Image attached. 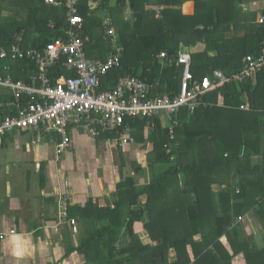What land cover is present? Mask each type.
<instances>
[{
	"label": "trees",
	"instance_id": "16d2710c",
	"mask_svg": "<svg viewBox=\"0 0 264 264\" xmlns=\"http://www.w3.org/2000/svg\"><path fill=\"white\" fill-rule=\"evenodd\" d=\"M57 1L59 5L45 0H0V75L33 82L39 69L28 51L46 48L53 37L69 28L66 0ZM92 1L95 8L89 7ZM186 1L77 0L84 20L73 28L75 35L86 39L88 57L105 60L111 56V46L104 38L105 33L110 38L101 15L105 12L110 13L123 47L121 65L103 76L101 90L112 89L119 78L131 75L148 83L160 82L155 94H176L183 68L170 62L175 63L182 46L199 42L206 49L192 55L197 79L213 76L216 70L234 77L245 67L248 55L258 57L264 52V23L244 10L253 0H193L196 10L192 15L183 12ZM2 51L6 55L1 56ZM162 52L167 53L164 59L160 58ZM66 61L62 57L49 68L51 84L76 75ZM7 91L0 87V101L14 99ZM205 99L208 105L191 115L182 108L172 117L179 121L175 138L161 116L148 115L126 116L121 128L96 136H109L111 142L118 139L120 144L124 137L127 143H149L150 148L130 162L120 156L121 180L112 195L113 204L100 206L89 199L71 210L70 217L80 214L91 220L92 232L78 246L89 262L232 264L243 253L247 264H264V246L245 232L244 224L236 223L237 216L250 214L264 229V164L252 163V157L264 150V67L256 79L225 82ZM245 102L249 110L241 109ZM2 117L0 113V120ZM89 122L98 125V121ZM40 133L31 131L32 139L55 137L54 133ZM59 141L57 136L56 144ZM71 148L57 153L55 145L56 156L60 158ZM157 165L165 167L156 171ZM146 168H150L151 178L142 184ZM215 184L220 189L217 193ZM144 194L148 198L143 204ZM209 223L217 234L212 249L195 240L201 225ZM144 229L156 245L141 240L139 233ZM223 235L228 247L220 239ZM171 248L177 252L174 263L169 261Z\"/></svg>",
	"mask_w": 264,
	"mask_h": 264
},
{
	"label": "crops",
	"instance_id": "0c3cea01",
	"mask_svg": "<svg viewBox=\"0 0 264 264\" xmlns=\"http://www.w3.org/2000/svg\"><path fill=\"white\" fill-rule=\"evenodd\" d=\"M95 6L96 3L89 2L90 8ZM182 9L187 15L194 14L195 1H186ZM244 10L256 14L257 21V17L264 13V0H253L244 5ZM104 38L111 46V54L113 43L106 33ZM191 48L194 53L203 52L206 44L199 42ZM7 93L11 92L8 90ZM162 118L165 124H169L167 116ZM71 133L72 148L60 158L55 153L57 135L32 139L30 130L21 129L0 138V231L5 233L0 237V264H94L78 250L85 234L92 232L91 220L87 215H72L78 222L77 230L67 220L60 222L58 194H68L69 214L71 210L75 211V207L84 206L89 199L100 206L113 204L112 195L117 189V180H121L120 156L123 154L127 161H133L138 155L144 156L150 145L120 144L118 139L111 142L109 136L95 138L80 130ZM252 163L264 164V150L252 157ZM148 172L149 175L146 172L142 177L150 180L151 172ZM140 181L146 183L144 178ZM217 187L215 184V193L220 190ZM147 198L148 195H142L141 202L144 204ZM239 223L244 224L245 232L254 236L257 243H264V229L254 223L250 214ZM211 225L206 224L205 233L199 231L195 240L212 249L217 234ZM12 229L16 230L15 234L10 233ZM139 236L145 244H157L146 229ZM220 239L223 243L227 241L225 235ZM224 245L228 247L227 242ZM177 258L175 248H171L170 263ZM232 264H247L245 255L239 253Z\"/></svg>",
	"mask_w": 264,
	"mask_h": 264
},
{
	"label": "built area",
	"instance_id": "2783aa9c",
	"mask_svg": "<svg viewBox=\"0 0 264 264\" xmlns=\"http://www.w3.org/2000/svg\"><path fill=\"white\" fill-rule=\"evenodd\" d=\"M47 3L59 5L57 0H46ZM69 28L63 34L52 38L44 49H32L28 55L32 56L38 64V72L32 76L33 82L26 80L13 81L12 76L0 75V87L11 92L14 99L9 102L0 101V137L14 130L27 129L33 132L44 131L54 133L60 137L57 143V153L72 147V131L80 130L96 137L101 131H110L121 128L126 116H163L169 119L170 131L175 138L174 127L179 121H172L182 108L193 113L202 106H207L205 97L231 80L243 81L247 78L256 79L264 66V52L258 57L248 55L245 58V67L234 77L226 76L222 71H214L213 76L205 75L197 79L192 72L193 50L190 46H182L178 52L175 63L170 64L183 68V76L179 91L176 94H155L154 91L160 82L148 83L136 76L119 78L114 88L101 90L102 78L111 69L119 67L122 59V46L116 36L115 25L110 13L102 15L103 24L107 27L109 40L113 43L111 56L103 59L89 58L86 52V42L81 36L75 35L73 27L84 20L78 13L77 0H66ZM258 23H264V13L257 17ZM1 56L6 55L2 51ZM26 57L25 52H20ZM167 53L162 52L160 58H166ZM64 57L67 65L76 75L62 77L58 83L51 84L48 76L49 68L56 60ZM222 103L224 100L219 95ZM241 109L249 110L248 103H242ZM92 112L99 114L92 118ZM89 121H98L93 126ZM74 123L76 126H70ZM121 144H127L123 137ZM170 150V149H169ZM60 222L67 220L74 230L78 229L76 218L69 215L67 193H59ZM245 215L236 217V221H243ZM10 233H16L12 229ZM5 233L0 231V237Z\"/></svg>",
	"mask_w": 264,
	"mask_h": 264
},
{
	"label": "rangeland",
	"instance_id": "374dc122",
	"mask_svg": "<svg viewBox=\"0 0 264 264\" xmlns=\"http://www.w3.org/2000/svg\"><path fill=\"white\" fill-rule=\"evenodd\" d=\"M45 2H46V0H45ZM161 8V7H160ZM159 11H160V9L158 10V14H159ZM192 113H190V115H191ZM166 116V115H165ZM165 122H167V120L165 121ZM89 135V134H88ZM89 136H91V135H89ZM146 164V163H145ZM158 167H156V171H159L161 168H164L165 166H159V165H157ZM149 167V166H148ZM147 169V168H146ZM149 170H150V168H148ZM147 172V175H149V172H148V170L147 171H145V173ZM143 178H144V180L146 181V180H148L146 177H142V178H140V180H143ZM118 181V183H119V181H120V178L117 180ZM116 184H117V182H116ZM116 184H115V187H116ZM236 223H237V221H236ZM210 224V223H209ZM206 224H204V225H201V227H200V231L202 230L204 233H205V230H206V228H207V226H208V224H207V226H205ZM248 227H250V225L248 224ZM211 229L212 230H214L215 231V226L212 224L211 225ZM254 231V230H253ZM259 244V246H264V243H263V241L262 242H259L258 243Z\"/></svg>",
	"mask_w": 264,
	"mask_h": 264
},
{
	"label": "clouds",
	"instance_id": "9594fccd",
	"mask_svg": "<svg viewBox=\"0 0 264 264\" xmlns=\"http://www.w3.org/2000/svg\"><path fill=\"white\" fill-rule=\"evenodd\" d=\"M263 67H264V66H263ZM223 102H224V101H223ZM223 102L221 103L220 100H219V104H220V105H223ZM2 137H3V136H2ZM56 145H57V144H56ZM69 215H70V214H69Z\"/></svg>",
	"mask_w": 264,
	"mask_h": 264
}]
</instances>
